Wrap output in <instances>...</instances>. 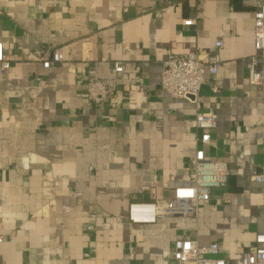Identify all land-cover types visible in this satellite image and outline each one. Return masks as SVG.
Here are the masks:
<instances>
[{
	"label": "crops",
	"instance_id": "obj_1",
	"mask_svg": "<svg viewBox=\"0 0 264 264\" xmlns=\"http://www.w3.org/2000/svg\"><path fill=\"white\" fill-rule=\"evenodd\" d=\"M264 0H0V264H189L178 240L218 243L229 264L264 233V83L249 84L254 13ZM222 42L221 49L215 43ZM60 48L64 62L45 68ZM222 64L196 99L160 87L168 53ZM115 63L123 65L122 71ZM98 79L114 97L86 95ZM142 79V83L138 82ZM215 83L219 93L211 90ZM216 108L210 160L228 164L197 217L133 224L132 201L193 185L195 116ZM144 188H148L144 191Z\"/></svg>",
	"mask_w": 264,
	"mask_h": 264
},
{
	"label": "built area",
	"instance_id": "obj_2",
	"mask_svg": "<svg viewBox=\"0 0 264 264\" xmlns=\"http://www.w3.org/2000/svg\"><path fill=\"white\" fill-rule=\"evenodd\" d=\"M1 17V12H0ZM222 42L215 43L216 49H221ZM254 47L259 56L264 57V5L254 13ZM37 56L42 58L43 66L50 68L64 62V56L60 48L51 51V59H43V51H37ZM222 60L219 53L212 58L208 50H197L186 54H174L169 52L164 61L161 73L160 87L174 99H196L199 97L202 87L206 84V74L213 78L221 67ZM11 66L3 52L0 43V68L8 71ZM117 71L123 70L121 63H115ZM249 84L262 85L264 83V70L260 68L253 57L249 63ZM141 84L142 79H138ZM213 93H219L215 83L211 85ZM87 98L100 108L105 102L114 97L98 79L89 77L86 81ZM218 126V112L216 108L200 110L195 116V127L199 132L197 143L199 148L193 156L194 184L179 186L173 191L170 198L154 201H132L129 205V219L133 224L156 223L163 218L197 217L201 203L211 199L214 189L226 188L230 180L228 164L220 160L207 158V147H216V138L213 132ZM252 181L264 184V168L252 176ZM148 188H144L146 191ZM3 237L0 236V244ZM171 256L175 261H183L189 264H229V260L222 256L218 243L200 244L197 240H178L174 243ZM241 264H264V233L255 237L252 248L246 250L241 259Z\"/></svg>",
	"mask_w": 264,
	"mask_h": 264
}]
</instances>
